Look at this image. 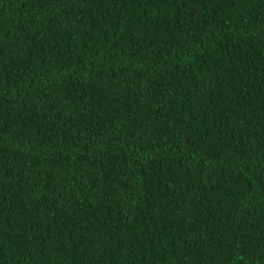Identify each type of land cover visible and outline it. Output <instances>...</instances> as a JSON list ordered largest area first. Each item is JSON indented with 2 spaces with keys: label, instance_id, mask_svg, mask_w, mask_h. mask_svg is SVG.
Listing matches in <instances>:
<instances>
[{
  "label": "trees",
  "instance_id": "obj_1",
  "mask_svg": "<svg viewBox=\"0 0 264 264\" xmlns=\"http://www.w3.org/2000/svg\"><path fill=\"white\" fill-rule=\"evenodd\" d=\"M0 264H264V0H0Z\"/></svg>",
  "mask_w": 264,
  "mask_h": 264
}]
</instances>
